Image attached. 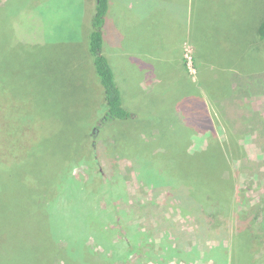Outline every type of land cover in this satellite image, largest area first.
I'll return each instance as SVG.
<instances>
[{
	"label": "rangeland",
	"instance_id": "obj_1",
	"mask_svg": "<svg viewBox=\"0 0 264 264\" xmlns=\"http://www.w3.org/2000/svg\"><path fill=\"white\" fill-rule=\"evenodd\" d=\"M135 1L140 5V0ZM90 6L84 0H0V42L12 37L16 41H11L14 47L9 51L14 54L3 60H14V83L0 90V264H17L18 253H23L25 243L21 241L29 239L25 232L29 209L39 212L48 228L60 231L68 225L84 224V207L96 210L101 217L100 233L94 234L98 238L91 232L85 242L97 253L117 254L115 264H212L215 254L206 257L203 251L218 245L221 249L215 257L222 260L227 253L228 258L232 233L264 205V49L257 38L264 0H195L193 33L184 47V61L178 58L179 50L168 49L179 33L172 32L170 17L159 14L156 26L160 25L163 34L159 54L165 59L155 67L162 81L157 92H145L144 99L137 97L140 91L135 85L145 77L135 56L110 60L115 74L119 68L122 73L125 69L120 74L124 85L119 79L116 82L124 106L143 113L138 124L141 129L171 125L174 112L170 113L167 105L181 104L174 126L179 127L177 138L159 136L154 142L174 143L177 139V146L162 149L157 145L152 151L162 152L170 167L204 151L212 140L224 152L230 144L239 147L233 158L219 166L220 174L233 178L232 210L200 219L198 214H188L172 197H186L187 185L182 183L185 189L177 187L171 196L164 187L145 180L164 175L148 153L122 157L121 148L135 142L125 122L96 124L104 115L105 104L89 60L90 27L83 15ZM140 10L137 6L133 12L140 15ZM11 87L21 105L8 101ZM55 92L62 101L56 99ZM36 111L45 113L46 118L53 112L57 117L63 113L65 122L63 117L53 120L51 126L58 129L46 133L32 120ZM45 124L50 128V123ZM95 127L97 133L93 134ZM66 144L72 148L67 149ZM50 155L61 156L58 161L83 156L72 171L88 183L75 184L69 191L59 185L53 188L52 201L45 199L41 205L34 197L42 189L51 193L50 182L48 179L45 190V177L34 175L39 159L50 161ZM137 164L143 165L142 171ZM55 165L47 170L67 176V168ZM24 179H32L31 186ZM33 179L43 186L36 189ZM95 220L90 217L89 223L94 225ZM208 223L214 231H210L213 227L207 230ZM220 224L226 228L215 239ZM66 234L59 233L58 241ZM69 256L75 260L73 256L80 258L81 253L74 251Z\"/></svg>",
	"mask_w": 264,
	"mask_h": 264
},
{
	"label": "trees",
	"instance_id": "obj_2",
	"mask_svg": "<svg viewBox=\"0 0 264 264\" xmlns=\"http://www.w3.org/2000/svg\"><path fill=\"white\" fill-rule=\"evenodd\" d=\"M3 6L4 5H2L1 8ZM108 6L109 0H94V10L89 19L90 28L87 42L89 52L92 56L90 57V60L93 64L95 75L99 79V82L102 86L103 91L100 92V96L103 106L105 104L104 115L99 121H96V124L98 125V127H101L102 125L104 126L106 124V121L109 120H119L125 122L126 129L129 132L133 133L132 138L133 140H135V142L130 143L127 147L121 148L122 152H120L122 154V157H128V155L133 156L135 153H145L146 155L148 153L149 156H147L151 158L152 162L159 163L157 167H160L162 169L161 172H163L164 175H158V177L150 176L148 177V179H144L148 182H152L158 188L164 187L171 196V193L175 188H184L181 185L182 183L187 185L188 188H186V190L189 193L186 192V197L181 198L178 195H174L172 197L175 200L180 201V203L185 208L184 210L188 212V214H198L199 219L202 217L204 218L205 216L211 218L217 215L220 216L221 214H228V212L231 211L232 207L234 206V200H232L230 197V193L234 189L233 178L231 176L225 177L220 174L221 172L219 166L224 165L225 159H229V157L233 158L239 152V147L236 144H230V146L225 149L224 152L223 150L219 149V147H217L219 146L217 145L218 143L215 141L213 142L212 140L209 142L210 144L208 145L207 149L197 154H191L188 159L185 158L181 160L175 167L169 166L168 160L164 157H161L162 152H160L159 150L154 154L152 153V151L157 148V145L162 149H169L177 146V139L174 143L170 142L154 144V142L159 136H168L171 139L177 138V131H175L177 129H175L174 126H176L175 124L179 119L177 118V114L174 109H172L170 106L171 102H169L167 105V109L170 113L174 112V116L170 120L172 122L171 125L167 124L164 127H159L158 129H155L152 126L141 129L138 124L140 120L143 119L141 117L143 113L139 109H136V111L133 112L131 108L128 109L124 106L120 86L114 78V73L110 63L107 61V57L102 52V29L105 22V16L108 12ZM258 22L257 38L261 45V48L264 49V14L262 17H259ZM8 40L7 42H0V59H2L0 61V82H2L0 83L1 91L7 90L6 86H11L14 83V60L3 61L6 55L14 54L9 53V51L12 47H14V43L12 42H14L15 39L14 37H12L11 40ZM10 65L11 67H9ZM184 65L185 63L182 64V66ZM33 73L39 74L40 72ZM7 77H10L11 81ZM47 77L48 81L52 80L50 76ZM157 84L158 83H156L153 86L151 92H147V94L156 91L158 86ZM258 89L261 91L263 90L261 88ZM144 93L145 92H140V94H137V97L140 99H144ZM8 94V97L11 99H8L10 103L20 104L21 100L17 97L14 98L13 87L10 88ZM57 94L58 93L55 92V95ZM153 94L148 96L153 97ZM56 99H59L60 101V95H57ZM62 115L60 117H57V115H54L53 112L50 113V116H48V118H46L45 113L41 114V111H36L34 115H32V120L40 125L41 131L43 130L46 133L47 131H49L48 133L52 134V132L54 133L58 129L56 125L55 127L51 126L52 121L62 118ZM262 119L263 118H261L260 122H263ZM63 121L65 122V115L63 117ZM45 122L50 123V128H46L47 126H45ZM8 127L11 126L8 125ZM168 127L172 128V130H170ZM67 130L70 132L73 131L69 129ZM91 133H97L96 127L93 132L91 131ZM10 138L12 139L13 137L10 136ZM68 145L66 144V146ZM69 146L68 148H66L71 149L72 147ZM78 156L79 158L83 157L81 155ZM49 157H52V160L47 162L39 159V163L37 164L38 167L36 169L38 171L34 175V178H39L41 175L45 177V190H47L48 179L50 182L51 193L47 191L43 192L42 189L34 197L37 202H40L41 205L46 202L45 199L49 198V201H52L50 198L52 195H54L53 191L55 190L53 188L58 189L59 185V189L69 191V189H72L75 184L85 186L88 183V180H85L81 174L77 175V173H73L72 171L73 166H75L76 164V160L79 159H76L75 155L74 158L70 161L64 159L58 161V158H60L61 156L58 157L55 155H50ZM0 161L2 162L3 159ZM53 163L58 164V166L55 165L56 167L67 168V176H55L56 174L49 172L47 170V167L54 169L50 166ZM137 165L141 166L140 169L142 171L143 165ZM140 176L142 177V174H140ZM24 181L29 186H31L30 184H32V179L30 181L29 179H24ZM33 183L36 189L43 186V184L35 181V179H33ZM31 210L32 209H29L25 216V219H27L29 223L28 228L25 231L29 234V239L24 242L21 241V243H25L23 245L24 251L22 254L18 253L17 264H115L114 261L117 259V254L106 256L104 254H101L100 252L97 253L89 247L87 242H85L91 232L93 233V235L96 233H100L98 224L101 222V217L98 213H96V210L84 207V224L81 223L79 227L75 226L73 228L68 225L66 226L65 230L60 231H55L53 228L51 229L50 226L48 228L46 222L44 221L45 219L42 220L43 216L40 215L39 212H32ZM42 211L44 210L42 209ZM93 211L95 212L94 214ZM90 217L96 218L94 225H91L89 223ZM246 219V222L243 223L245 225H238L239 228L235 230L234 233H232L230 244L231 255H229L228 257L229 260L228 258H226L227 253H224L225 256L222 258V260H219L217 257H215L218 255V251H220L221 249L220 245H218L217 247H213L210 251H203V254L206 257H210V253L215 254L214 258H212L214 260V263L212 264H228V262L230 264H264V205L259 206L254 212L249 214ZM209 227H213L212 229H210V231L215 230L214 226H211V223L207 224V230ZM219 228L220 229L217 234L213 236L215 239H218L219 235L224 232L226 227L224 224H220ZM59 233H67L64 240L58 241L57 235ZM94 237L98 238L97 235H94ZM74 251H78L79 253H81V257L77 258L76 256H73L75 260H71L69 255ZM169 251L173 252L172 249H170ZM11 259H14V256H12Z\"/></svg>",
	"mask_w": 264,
	"mask_h": 264
},
{
	"label": "crops",
	"instance_id": "obj_3",
	"mask_svg": "<svg viewBox=\"0 0 264 264\" xmlns=\"http://www.w3.org/2000/svg\"><path fill=\"white\" fill-rule=\"evenodd\" d=\"M217 1L214 0L215 3ZM84 2L91 4L89 12L83 15L85 19L90 21L94 10V0H84ZM139 2L140 5L136 1L135 3L132 2V0H117V2L109 0L108 12L102 29V52L107 57L112 70L113 66L110 62L112 57L118 61V57L122 59L128 55H134L136 61L141 63L140 69L145 77L143 81H138L135 86L140 92H148L153 89L156 83L161 81L155 66L165 59L163 54H159V45L163 34L160 25L156 26L157 19L161 15L171 18L172 32L179 33V35L174 37V42L168 45V49L179 50L178 58L183 60L184 47L192 38L195 0H140ZM148 3L150 4L148 5ZM137 6H140V15L133 12ZM180 50L182 51L180 52ZM127 51H133V53ZM116 60L114 61L115 65H117ZM123 73H125L124 67ZM123 73L121 68L116 74L114 73L115 80L119 79L121 86L124 85V80L120 76ZM190 80L193 82V79ZM177 103H170L176 114L181 107V104Z\"/></svg>",
	"mask_w": 264,
	"mask_h": 264
}]
</instances>
